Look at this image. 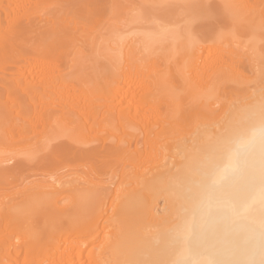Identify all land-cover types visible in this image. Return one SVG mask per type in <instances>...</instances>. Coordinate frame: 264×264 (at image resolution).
<instances>
[{
	"label": "bare ground",
	"instance_id": "bare-ground-1",
	"mask_svg": "<svg viewBox=\"0 0 264 264\" xmlns=\"http://www.w3.org/2000/svg\"><path fill=\"white\" fill-rule=\"evenodd\" d=\"M200 1L121 35L114 0H0V178L47 173L0 203V264H264V0L195 33ZM38 208L59 237L17 233Z\"/></svg>",
	"mask_w": 264,
	"mask_h": 264
},
{
	"label": "rangeland",
	"instance_id": "rangeland-1",
	"mask_svg": "<svg viewBox=\"0 0 264 264\" xmlns=\"http://www.w3.org/2000/svg\"><path fill=\"white\" fill-rule=\"evenodd\" d=\"M136 0H118V2H120V3H117V0H114V6L116 5L117 6V4H121L122 3V5H123V7H121L120 8V5H119V8L118 7H112V11H114L113 13H112V11H110V13L108 12V20H107V24H109V25H105V27L107 28V27H109V29H113V31L116 33H120L121 32V35H126L127 34V32H128V35L130 34L129 32H131V33H135V32H137L138 33V31L139 32H142L143 31V29H144V26H143V24H148L149 25V23L151 22V20L153 19V18H155L156 17V15H159V12H160V15L161 14H164L165 12H167V11H169L170 13H175V11L176 10H178L179 12L180 11H182L181 10V8H180V5H182L183 7H185V6H187V4L185 5V4H180L179 5V3H178V1L179 0H176V2H175V0H173L171 3H170V1L171 0H161L162 1V5L160 4V1L159 0H137L136 2H135ZM158 1V2H157ZM166 1V2H165ZM202 1V2H201ZM200 2L202 3V5H199V6H197V7H199V8H203V9H200V10H202L201 12H202V14L201 13H198L197 15H201V17H199V19L200 20H197L196 19V17H197V15H196V17H195V19L197 20V22H195V23H193V26L195 25V26H199V22L201 21L202 23H206L207 21H208V25L206 24V26H209L210 28L212 27V26H217L216 24H220V26H221V28L223 27V26H225V24H223V26H222V21L221 20H219V18L217 17V16H219V17H221L220 15V12H222L220 9H222V6H224V5H222L223 3H221L220 4V2L221 1H219V0H201ZM130 2V3H129ZM133 2V3H132ZM148 2V3H147ZM180 2V1H179ZM193 2V1H192ZM191 2V3H192ZM207 2H208V4H207ZM131 5V6H129V4ZM136 3V4H135ZM174 3V4H173ZM194 3V5H195V7H196V0H195V2H193ZM193 3L191 4V6L193 5ZM200 3V4H201ZM218 3V4H217ZM126 4V5H125ZM154 4V5H153ZM160 4V5H159ZM163 4H167L165 7H169V9L168 8H166L167 10L166 11H163V9H162V11L160 10L161 8H162V6H163V8H164V5ZM175 4H177V6L179 5V8L180 9H178V7L176 6V10L174 11V9H173V5H175ZM219 4H220V6H219ZM172 5V6H171ZM190 5V4H189ZM188 5V6H189ZM135 6L137 7V8H135ZM181 6V7H182ZM203 6V7H202ZM129 7H131L130 9H129ZM140 7V8H139ZM154 7V8H153ZM161 7V8H160ZM182 7V8H183ZM195 7H193L192 6V8L190 9V12H193V8H195ZM206 7H208V9L206 8ZM221 7V8H220ZM116 8V9H115ZM120 9V10H118V9ZM134 8V9H133ZM142 9L143 8V10H139V9ZM175 8V7H174ZM186 8V7H185ZM189 8V7H188ZM207 10H210L213 14H214V12H215V14H216V16H215V14L212 16L213 17V19H212V17H210V19H209V17H207L206 16V18H208V20L206 21V18H205V20H204V16H205V14L206 13H203L204 12V10L206 11V9ZM122 9V10H121ZM156 9V10H155ZM187 9V8H186ZM198 9V8H197ZM212 9V10H211ZM138 10H139V12H138ZM158 10V14L155 12V11H157ZM196 10V9H195ZM200 10H198V11H200ZM140 11H144V13L142 12H140ZM145 11H146V13L148 14V16L150 17H148L147 15H146V13H145ZM177 11V12H178ZM189 10L187 9V12H188ZM197 11V12H198ZM134 13V15L132 16V14ZM137 12V13H136ZM164 12V13H163ZM183 12V11H182ZM190 12H188L189 14H191ZM207 12V11H206ZM128 13V14H127ZM141 13V14H140ZM150 13V14H149ZM168 13V12H167ZM166 13V14H167ZM170 13L168 14V15H170ZM172 13V14H173ZM184 13H185V11H184ZM196 13V12H195ZM209 13V11L207 12V14ZM224 13V12H223ZM222 13V14H223ZM115 14V15H114ZM143 14H144V16L145 17H140V15L141 16H143ZM156 14V15H155ZM185 14H187V13H185ZM185 14H181V15H185ZM194 14V13H193ZM211 14V13H210ZM209 14V15H210ZM139 15V16H138ZM199 15V16H200ZM204 15V16H203ZM112 16H115V17H113V19L111 18ZM134 16H135V18H134ZM137 16V17H136ZM193 16V15H192ZM128 17V18H127ZM132 17V18H131ZM181 17V16H180ZM202 17H203V19H202ZM217 17V18H216ZM115 18V19H114ZM138 18V19H137ZM150 19V20H149ZM194 19V17L192 18V20ZM194 19V20H195ZM219 20V21H216V20ZM221 19V18H220ZM113 20V21H112ZM133 20V21H132ZM203 20V21H202ZM209 20H212V21H214V22H209ZM146 21V23H144ZM204 21H206V22H204ZM129 22V23H128ZM131 22V23H130ZM218 22H220V23H218ZM222 22V23H221ZM134 23L136 24V26L134 25ZM201 23V24H202ZM130 24H132L131 26H130ZM212 24V25H211ZM133 26V27H132ZM192 26V27H193ZM191 27L192 29H193V32L195 31V33H197L196 31H198V29H200L201 28V26L198 28V27ZM205 26V27H206ZM147 27V26H146ZM204 27V25L202 26V28L201 29H204L205 28ZM124 28V29H123ZM133 28V29H132ZM197 28V29H196ZM225 28V27H224ZM109 29H108V32H105V33H109ZM111 29V30H112ZM200 29V30H201ZM228 29V28H227ZM104 31H106V29H103ZM102 30V31H103ZM120 30V31H119ZM124 30V31H123ZM103 31V32H104ZM135 31V32H134ZM122 32H124V33H122ZM96 34V33H95ZM97 36H98V33H97ZM105 36H108V34H103L100 38H98L97 39V37H96V39L99 41V42H102L101 40H103V38H106ZM111 38V37H110ZM100 39V40H99ZM261 40V39H260ZM260 41L258 40V46H259V50L261 51V48H263L264 49V40L262 39V42H261V44H262V46H260L261 44L259 43ZM257 46V47H258ZM256 49H258V48H256ZM259 50H257L258 51V54H259ZM84 53H82V54H80L82 57H83V59H84V56H83V54H87L85 51H83ZM257 53V52H256ZM101 55V54H100ZM262 55L264 56V52H262L261 51V55H259V57H258V60H262L263 59V61L262 62H264V57L262 58ZM87 56V55H86ZM85 56V57H86ZM90 56V55H89ZM105 56V55H104ZM260 56H261V58H260ZM86 58H88L87 60H86V64L87 65H91V64H93V63H98V62H100V63H105V64H108L105 60H104V57L102 58V56L101 57H99L98 55H96L94 52L92 53V55L90 56V57H86ZM95 58V59H94ZM105 61V62H103V60ZM105 58H106V56H105ZM91 59H93V61L94 60H96V61H98V62H96V61H94L93 63L91 62V63H87V62H89ZM258 60H256V61H258ZM99 63V65H101ZM84 64H85V60H84ZM259 64L260 65H262V66H264V63H260V61H259ZM94 65H97V64H94ZM258 65V64H257ZM260 65H258V67H261ZM93 65H91L90 67H92ZM103 66V65H102ZM105 66V65H104ZM111 66V68H112V65H107V66H105V67H107V68H104V69H108V67H110ZM94 68H98V65L96 66V67H94ZM99 68H101V67H99ZM261 68H263V67H261ZM258 69H256V71H257ZM262 69H260L259 68V70L257 71V73H259V75L256 73V71L254 72L256 75H258V77H256V75L255 74H253L254 76H255V78L254 77H252V78H254V79H258L259 80V78H261V77H263V78H261L260 79V81H261V83L263 82V85L260 83V85H261V88H264V81H263V79H264V76H262L263 74H264V72H263V74L261 73L260 74V72H262L261 71ZM107 71H109V70H107ZM107 71H104V72H107ZM109 73V72H108ZM252 75V76H253ZM261 76V77H260ZM256 79V80H257ZM250 80H251V78H250ZM256 80L254 81V82H256ZM252 81V80H251ZM258 82V81H257ZM231 83V82H230ZM259 83H257V84H259ZM228 84H229V82H228ZM228 84H226V87H227V85ZM235 83H233V85H234ZM232 85V84H231ZM230 84H229V86H228V88L232 91V90H234V89H236V87L237 86H231ZM259 85V86H260ZM232 87V89H231V87ZM240 86V88H241V85H239ZM228 88H226L228 91V94H234V93H231V92H229V89ZM234 88V89H233ZM260 88V87H259ZM237 89H239V88H237ZM236 89V90H237ZM224 90H225V88H224ZM226 91V90H225ZM227 92H226V94H227ZM233 92H235V91H233ZM237 92V91H236ZM238 93H240V90H239V92ZM224 94H225V92H224ZM236 94V93H235ZM100 102H97V103H95L94 105L97 107V105L99 104ZM58 142V141H57ZM17 147V146H16ZM12 148L13 149H15V147H11L10 149L12 150ZM10 150V151H11ZM14 151V150H13ZM12 154V152L11 153H9V155H11ZM18 158V157H17ZM11 162V161H10ZM9 161L7 162V163H10ZM12 163V162H11ZM33 162H30V164H28V163H24V165H22L21 167H19V171H20V173H19V171H17V169H15V173H14V170H13V173L12 172H10V173H8L6 176H2L1 178H0V203H4L5 205H7V204H12V203H18V202H20V201H22L23 199H24V197H25V187H27V186H30V185H32V184H34V181H39V180H37V179H39V178H44L45 176H46V172H45V166L46 165H41V164H32ZM6 165V164H5ZM11 165V164H10ZM64 166H66V165H56V167H54L55 169L57 168V172L59 173V172H63L64 173V171H66L67 170V166L66 167H64ZM71 166V167H70ZM23 168V169H22ZM69 169H71V168H76V169H79L80 171L81 170H83V171H85V170H87V168H88V166L87 165H76V164H71V165H69V167H68ZM59 169V170H58ZM49 170V168H47V171ZM18 173H17V172ZM104 174L102 173L101 175H99L101 178H106L107 177V175L104 177L103 176ZM62 203H66V201H64V200H62L61 199V204ZM31 216H32V218H31V220H32V224H30V225H28L27 227H24L23 229H21L20 230V232H17L19 235L20 234H22V235H29V233H31V234H37L38 235V237L41 239V238H45V237H50V238H57V237H59V235H57V234H55V233H57V231L55 230V229H51L50 228V224H49V221L44 217V213H43V211H42V209H40V208H38V209H36L35 210V213L34 214H31ZM13 222V217L11 216V215H2V216H0V225L3 223V222ZM51 229V230H50ZM3 229L2 228H0V235H3L4 234V232L2 231ZM49 231V232H48ZM17 233L15 232L14 233V238H15V236H17ZM46 234H47V236H46ZM14 240H16V238L14 239ZM8 258H11L10 257V255H8V256H6L5 254H2V255H0V259L3 261V262H5L6 261V259H8Z\"/></svg>",
	"mask_w": 264,
	"mask_h": 264
}]
</instances>
